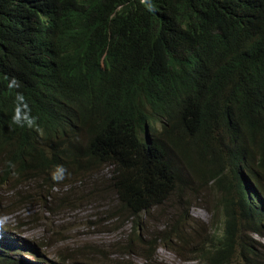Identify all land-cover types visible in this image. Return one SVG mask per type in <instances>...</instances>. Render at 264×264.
<instances>
[{
  "label": "trees",
  "instance_id": "obj_1",
  "mask_svg": "<svg viewBox=\"0 0 264 264\" xmlns=\"http://www.w3.org/2000/svg\"><path fill=\"white\" fill-rule=\"evenodd\" d=\"M174 154L223 211L199 262L264 264V0H0V178L106 167L140 226L192 189Z\"/></svg>",
  "mask_w": 264,
  "mask_h": 264
},
{
  "label": "rangeland",
  "instance_id": "obj_2",
  "mask_svg": "<svg viewBox=\"0 0 264 264\" xmlns=\"http://www.w3.org/2000/svg\"><path fill=\"white\" fill-rule=\"evenodd\" d=\"M154 128L152 138H157L160 124ZM174 158L192 189L179 195L177 189L163 205L143 216L140 226L125 220L106 167L75 173L69 166L66 178L57 182L60 191L52 193L40 188L43 175L32 179L38 172H29L31 178L25 182L10 180L0 186V250H6L18 264L31 263L34 254L44 259V263L34 264H202L195 256L198 246L210 228L219 233L223 230L219 194L194 179L179 154ZM172 228L187 240L169 239L180 256L157 242L152 246L157 249L156 263L146 262L150 241ZM134 230H139L140 239H131L133 251L123 257L126 251H118L130 242ZM253 239L264 246L263 239Z\"/></svg>",
  "mask_w": 264,
  "mask_h": 264
},
{
  "label": "clouds",
  "instance_id": "obj_3",
  "mask_svg": "<svg viewBox=\"0 0 264 264\" xmlns=\"http://www.w3.org/2000/svg\"><path fill=\"white\" fill-rule=\"evenodd\" d=\"M156 124H160V127H161V130H162V123L161 122H157ZM155 124V125H156ZM161 130H160V133H161ZM154 131H155V128H154ZM159 133V134H160ZM150 137V136H149ZM0 171H1V169H0ZM67 172V169H65L63 166H58L57 167V171L56 170H52V172H51V179H53L54 181H62V180H64L66 177H65V173ZM31 178V177H30ZM30 178H29V180H30ZM37 179V178H36ZM10 180H13V181H15V179H13V178H10L9 180H4L2 177L0 178V186L1 185H3V184H8L9 182H10ZM46 179H44V181H45ZM44 181H41L40 183H39V186H40V188H42V189H44L47 193H52L53 191H56V190H59L60 191V189H59V187H58V185L57 184H48V186H44L43 185V183H44ZM25 182V181H24ZM24 182H21L20 184H19V186L22 184V183H24Z\"/></svg>",
  "mask_w": 264,
  "mask_h": 264
}]
</instances>
